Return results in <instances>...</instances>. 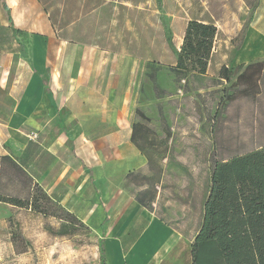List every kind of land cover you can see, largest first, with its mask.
Wrapping results in <instances>:
<instances>
[{"label": "rangeland", "instance_id": "374dc122", "mask_svg": "<svg viewBox=\"0 0 264 264\" xmlns=\"http://www.w3.org/2000/svg\"><path fill=\"white\" fill-rule=\"evenodd\" d=\"M253 1L39 0L57 31L54 44L65 52L55 50L44 75L50 82L53 69V78L57 76L60 85L48 90L52 110L44 113L48 122L43 131L35 142H29L23 154L0 157V199L25 201L24 207L0 202V264H108L106 241L113 234L111 230L106 233L102 224L98 197L105 194L111 209L122 189L131 195L135 193L131 181L125 178L128 170H136L135 166L124 169L118 162L122 157L133 156V152L146 160L132 145L131 124L135 107L141 103L139 97L146 94L147 64L154 62L167 69L176 63L183 43L180 34L190 20L217 25L214 58L221 56V64L235 71L230 82H223L220 91L194 92L181 99L177 90L180 108L173 104L162 107L167 121H172L170 124L175 128L174 140L182 144L177 147H183L172 148L174 154L168 157L178 162L166 168L180 177L176 178V192L182 196L179 200L183 203L187 199L183 187L192 186L195 191L198 189L196 199L201 203L204 170L194 171L198 179L190 181L179 166V162L192 163L194 152L205 155L210 151L212 163L255 150L250 146L253 138L264 144V67L252 78L238 80L246 66L233 67L232 60L246 43V21L249 18L253 21L254 16L250 17L245 6ZM3 7L0 0V55L9 57L21 52L27 57L29 43L25 34L11 25L9 13ZM31 11L33 7L24 3L17 17ZM83 46L93 53L80 52ZM93 66L99 73L92 82L83 83V77ZM103 71L109 72L113 91L121 81L126 84L128 100L124 102L123 115L114 112L107 118L100 113L103 97L107 96V92H101L103 84L99 78ZM210 82L200 76L191 78L192 88ZM183 85V81L176 83L177 89ZM92 90L93 94H89ZM142 103L149 117L158 122L156 105ZM151 125L157 128L153 122ZM160 137L165 138L162 134ZM46 140L57 150L55 155L42 146ZM125 144H129L130 150ZM148 155L164 157L160 150L149 151ZM163 182L162 186L173 187L169 178L165 177ZM35 194H39V205L47 210L46 214L36 212L26 203ZM162 194L168 200L175 193L167 188ZM198 221H191L190 234L197 230ZM128 241L130 238L125 235L124 255L128 252Z\"/></svg>", "mask_w": 264, "mask_h": 264}, {"label": "crops", "instance_id": "0c3cea01", "mask_svg": "<svg viewBox=\"0 0 264 264\" xmlns=\"http://www.w3.org/2000/svg\"><path fill=\"white\" fill-rule=\"evenodd\" d=\"M5 1L10 8L11 25L21 34H25L29 43L27 44V57H23L20 54L21 52H15L9 57L0 55V62L3 61L0 65V157H12V155L23 154L29 142L33 141L29 137L30 134L38 133L39 136L48 122V120L45 122L43 118L44 113L47 115L52 110V101L48 90L53 91L60 83L57 76L53 78V69H50L51 79L47 85L45 84L44 75L51 65L52 55L54 52L56 53L55 50L57 48L63 49V53L65 50L54 44L57 40V31L51 23L50 15L42 8L39 0H12V4L9 0ZM24 3L31 5L34 11L18 18L17 11L21 9ZM245 7L250 12V17L254 16V18L253 21L250 18L246 21L247 40L243 49L238 50L236 55L232 57V60L235 61L233 67L242 64L248 66L264 63V0H259L258 7L255 10L249 6ZM18 21H20L19 24ZM186 27L187 25L181 31V40L184 38ZM216 47L217 43L215 42L214 48L216 49ZM68 49L70 50V47ZM80 52L93 53L90 48L84 46ZM92 58L95 59L93 56ZM28 62H30V65ZM221 63L222 57L217 56L214 58L212 53L207 74L200 76L211 82L205 84V86L192 88V77H189L186 92L184 87L177 89L175 75L171 74L168 68H164L158 73L160 88L166 91L165 95L161 92V97H157L152 82L146 77L144 81L146 94L139 97L141 103L135 107V115L131 124V136L133 125H141L142 129L145 127L152 128L151 122H153L157 126V130L149 128L152 135L150 137L151 141L142 138L138 147L132 144L139 153L145 155L146 160L140 159L133 152V156L122 157L118 162L124 165V169H126L125 167L135 166L136 170L130 169L125 174V178L131 181L132 185H130L134 188L135 193L131 195L129 191L122 189L125 194L122 193L117 197L111 209L108 207L110 199H107L105 194L101 198L98 197L103 211L102 224L106 233L111 230L113 234L106 241L108 264H191V244L201 224L204 205L208 197L211 152L209 151L204 155L196 151L192 163L188 164V161L185 163L179 162V166L183 167V173L188 175L190 181L198 179V176L193 174L194 171L204 170L205 174L203 186L200 189L202 191L200 194L201 203L196 199L199 196L198 189L195 191L192 186L183 187L187 202L184 199L182 203L179 200V197L182 196L176 192L178 187L176 178L180 177L177 176V172H173L169 168L168 171L166 168L178 162L176 160L172 161L168 157L171 153L174 154L172 148L177 150L183 147H177L180 142L177 139L174 140L175 128L170 124L172 121H167L165 108L162 107L165 105L172 107L173 104L174 107L178 106L180 108L181 105L177 101L180 102L181 100L177 90L181 93V99L190 97L194 92L201 94L202 91H209L210 89H214L210 91H220L219 89L223 85V82L218 83L220 70L223 67ZM56 71L58 72V69ZM96 71L97 67L93 66L88 69V75L84 72L83 75L85 74L87 77H83V83L85 81L87 83L92 82L94 76L99 73ZM100 73L102 76L99 79L102 80L101 83L103 84L101 92H107V96L103 97V109L100 113L107 118L114 112H117V115H123L124 102L128 100L125 82L121 81L120 84H116V89L113 91L108 76L109 72L103 71ZM168 74L169 76H167ZM183 82L185 84V81ZM111 91L112 93H110ZM93 92L94 90L89 94H93ZM117 101L118 104L116 105L115 102ZM143 101L146 103L153 102L156 105L158 122L149 117L144 109ZM88 130H91V128ZM160 134L164 135L165 138L160 137ZM250 143H253L250 146L256 149L249 153L264 149V144H259L254 138ZM42 146L48 153L55 155L57 150L47 140L43 142ZM124 146L130 150L129 144ZM191 148H194V146H191ZM158 150L164 153L163 159L152 158L148 155L149 151L157 152ZM165 177L170 179L173 187L162 186ZM165 188L173 190L176 195L168 196V200H166L165 194H162L165 193ZM137 198H141L145 204L151 205L152 210L144 207ZM193 219L199 221L197 230L192 235L189 230ZM114 230H118V232L114 233ZM125 235L130 238L126 255L123 253ZM113 252L116 254H113Z\"/></svg>", "mask_w": 264, "mask_h": 264}, {"label": "trees", "instance_id": "16d2710c", "mask_svg": "<svg viewBox=\"0 0 264 264\" xmlns=\"http://www.w3.org/2000/svg\"><path fill=\"white\" fill-rule=\"evenodd\" d=\"M258 3L259 0H254L248 5L255 10ZM3 6L11 21L10 8L5 0ZM217 33L218 28L212 23L199 20L188 22L176 64L168 67L177 84L185 81V92L189 77L207 74ZM242 67L243 64L238 66ZM263 67L264 63L246 66L238 80L252 78ZM147 69V77L157 97H161V92L165 95L166 91L161 90L158 82V73L164 66L153 62L147 64ZM234 71L235 68L223 66L218 83L230 82ZM45 84H48L46 79ZM140 126L133 125L131 136L132 143L137 147L140 139L150 140L151 137L149 128L142 129ZM39 197L35 194L26 203L36 212L46 214L47 210L39 205ZM137 200L152 210V206L145 204L141 198ZM0 202L19 207H24L25 203L11 197L1 198ZM191 264H264V149L211 163L208 197L201 224L191 244Z\"/></svg>", "mask_w": 264, "mask_h": 264}, {"label": "built area", "instance_id": "2783aa9c", "mask_svg": "<svg viewBox=\"0 0 264 264\" xmlns=\"http://www.w3.org/2000/svg\"><path fill=\"white\" fill-rule=\"evenodd\" d=\"M29 137L31 140L36 141L39 136L38 133H31Z\"/></svg>", "mask_w": 264, "mask_h": 264}]
</instances>
